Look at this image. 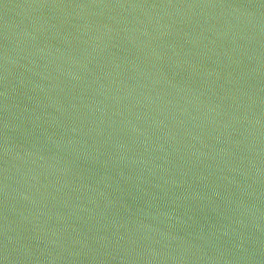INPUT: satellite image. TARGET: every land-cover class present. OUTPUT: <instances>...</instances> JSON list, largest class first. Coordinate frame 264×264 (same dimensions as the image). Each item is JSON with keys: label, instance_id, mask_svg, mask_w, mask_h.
I'll return each instance as SVG.
<instances>
[{"label": "water", "instance_id": "obj_1", "mask_svg": "<svg viewBox=\"0 0 264 264\" xmlns=\"http://www.w3.org/2000/svg\"><path fill=\"white\" fill-rule=\"evenodd\" d=\"M0 264H264V0H0Z\"/></svg>", "mask_w": 264, "mask_h": 264}]
</instances>
